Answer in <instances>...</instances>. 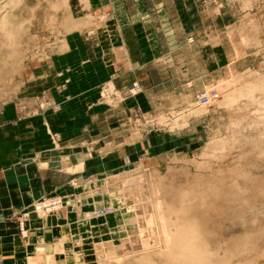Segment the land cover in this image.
Returning <instances> with one entry per match:
<instances>
[{"label":"rangeland","instance_id":"obj_1","mask_svg":"<svg viewBox=\"0 0 264 264\" xmlns=\"http://www.w3.org/2000/svg\"><path fill=\"white\" fill-rule=\"evenodd\" d=\"M107 143L125 165H86ZM41 152L76 179L32 202L58 208L23 212L80 221V247L69 235L45 264H116L146 202L177 208L184 187L205 264H264V0H0V165ZM95 193L108 203L82 211ZM116 211L124 223L85 226ZM166 255L127 264H193Z\"/></svg>","mask_w":264,"mask_h":264},{"label":"crops","instance_id":"obj_2","mask_svg":"<svg viewBox=\"0 0 264 264\" xmlns=\"http://www.w3.org/2000/svg\"><path fill=\"white\" fill-rule=\"evenodd\" d=\"M104 118L106 119L105 115ZM96 132L98 131H94L93 134ZM85 133L88 135L84 138L90 142V132ZM99 133H101L100 130ZM100 150L102 149H98L99 153L103 152V155L107 157L101 158V155L99 157L92 155L93 158L86 161L82 152V160L86 165L90 163L93 169L112 168L110 162L108 165L106 164L107 159H114L112 161L119 159V168L125 165L127 154L121 149H116L107 143L103 151ZM59 157L48 159L41 152L35 158L0 165V264H45L47 257L60 260L59 257L68 248L69 235H71V249L80 247L78 241L80 233L79 216L78 212L71 207H69L71 208L69 211L68 208L67 210L60 209L53 214L44 216L31 211L25 219V234L21 235L19 232L20 214L28 209L34 200L43 196L62 195L72 190L71 181L76 178L73 176L74 172L69 169L74 163L69 162L65 165L64 160L59 161ZM91 195L83 202L82 206L85 210L82 211L92 210L99 201L100 203L101 201L105 204L108 203L105 196H99L101 197L99 198L98 196L95 197L96 193ZM118 213L117 211L112 213L113 218L116 217L113 224H109L110 222L108 223L106 218L104 221L92 218L85 226L94 235L98 226L109 228L116 224L120 225L124 221L121 217L117 218L116 214ZM91 221L94 222V227L90 226Z\"/></svg>","mask_w":264,"mask_h":264},{"label":"bare ground","instance_id":"obj_3","mask_svg":"<svg viewBox=\"0 0 264 264\" xmlns=\"http://www.w3.org/2000/svg\"><path fill=\"white\" fill-rule=\"evenodd\" d=\"M146 187L149 193L154 191V187H148V183ZM185 188L186 187H184V189L181 188L178 190V192L177 190L175 192L176 195L179 196L178 200L181 204V206L179 204V206L176 205L178 206L177 208H172V206H163V208H165L162 209L159 201L154 203L149 200L146 202V206L144 205V207L151 213L148 212L149 214L143 213L141 215L137 230L133 232V235L130 237L128 236L129 238L127 237L122 239L120 241V246L118 249H116L117 251L115 250L116 252H114V255L116 253V256H121H119L120 259L112 260L115 259L116 256L111 255V260L116 261V264H127L128 258H142L143 260H147L148 254H167L168 256L182 255L180 257H184L190 261L192 260L193 264H205L206 262L209 263L207 259L208 257L206 256L207 252L204 254L202 252L204 248L202 247L201 249L203 250L201 251L198 249L199 244L197 245V243H195L196 238H198L199 228L202 226L203 220L199 218L197 209L195 210L194 208L195 206L190 203L187 204L188 199L191 197V195L189 196L188 191L191 190L192 187L189 190H187L188 188ZM182 201L184 203L186 201L187 202L186 204H183ZM161 209L163 212H166L167 216H163L162 218L160 214ZM170 213L172 214L169 216ZM184 258H182V260Z\"/></svg>","mask_w":264,"mask_h":264},{"label":"built area","instance_id":"obj_4","mask_svg":"<svg viewBox=\"0 0 264 264\" xmlns=\"http://www.w3.org/2000/svg\"><path fill=\"white\" fill-rule=\"evenodd\" d=\"M134 87L135 89H137L138 85L135 83ZM62 203H63L62 200L58 198L56 199L42 198V199H39L36 203L32 204V210L45 214V213H49L53 211L55 208H58L60 205H62ZM26 215H27L26 212H22L20 214L21 219L19 220L20 232L23 235L25 234V231H26L24 228V223H25L24 218L26 217Z\"/></svg>","mask_w":264,"mask_h":264}]
</instances>
